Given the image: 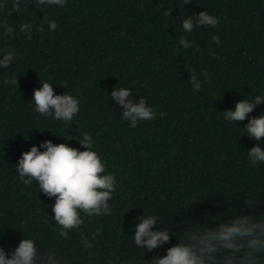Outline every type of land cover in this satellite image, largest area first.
<instances>
[{
  "label": "trees",
  "instance_id": "1",
  "mask_svg": "<svg viewBox=\"0 0 264 264\" xmlns=\"http://www.w3.org/2000/svg\"><path fill=\"white\" fill-rule=\"evenodd\" d=\"M12 3L0 0V58L9 48L18 53L0 69V245L7 252L24 230L68 264H150L178 239L173 235L171 244L144 253L133 237L141 215H158L163 223L156 227L177 233L215 227L239 214L264 218V163L251 166L247 155L257 143L264 148V141L244 129L251 117L264 114V104L239 123L224 119L239 100L264 96V0H67L64 8L21 0L22 11L8 15ZM201 11L219 17V26L184 32L183 19ZM44 16L57 23L55 31ZM4 22L15 28V39L3 36ZM25 23L33 26L31 39L20 31ZM181 35L193 46L182 48ZM213 35L219 44L209 45ZM191 69L202 81L200 92L189 80ZM13 76L19 85H6ZM40 79L52 82L56 94L80 100L72 122L35 111ZM117 87L130 88L134 102L144 97L156 119L131 128L111 97ZM85 132L107 171L116 174L118 188L110 201L113 214L86 220L65 242L52 217L55 198L39 192L35 181L25 186L16 165L24 151L46 140L83 151ZM96 229L93 246L83 249L81 240Z\"/></svg>",
  "mask_w": 264,
  "mask_h": 264
},
{
  "label": "clouds",
  "instance_id": "2",
  "mask_svg": "<svg viewBox=\"0 0 264 264\" xmlns=\"http://www.w3.org/2000/svg\"><path fill=\"white\" fill-rule=\"evenodd\" d=\"M192 0H184L188 5ZM21 0H13L12 8L8 15L22 11ZM38 6H53L64 8L67 0H35ZM5 8L0 4V10ZM170 13L166 12L165 15ZM49 25L51 31L58 27L55 21L42 19ZM220 18L201 11L195 19L188 16L183 19L184 32L191 33L194 28H217ZM3 36L15 39V28L7 22L2 24ZM33 26L31 23L20 25V31L32 38ZM43 27L38 25L36 31L43 32ZM219 44L220 37L213 35L209 45ZM179 44L187 49L193 42L181 35ZM210 55L215 57V50ZM18 53L14 48L7 49L0 58V69H7L17 58ZM189 80L195 92H200L202 81L195 69L190 70ZM207 81L211 77L207 71L201 73ZM6 85H19V77L13 76L5 79ZM42 87L34 90L33 102L35 111L42 116H52L55 120L72 122L80 111V100L72 94H56L52 82L41 81ZM63 87L67 88V81ZM132 90L126 87H117L111 93L117 104L123 109V119L129 121L131 128H136L141 121L155 120L156 112L149 106L144 97L138 102L129 99ZM259 104H264V96L257 95L253 100L241 99L235 103L233 110H225L224 119L239 123L249 118ZM246 134L257 142L264 141V114L253 116L244 128ZM85 150L72 147L67 143H53L52 140L43 141L40 145H33L30 150L24 151L16 165L20 181L25 186L36 182L39 192L48 198H55L51 205L54 213L53 220L58 225L59 236L67 242L70 233L81 229L86 220L91 223V218L111 216L113 214L110 201L117 191L118 182L114 172L107 171V165L102 156L93 150L95 143L92 135L85 132L80 139ZM45 149L41 151L40 149ZM249 163L255 166L264 163V148L257 143L247 151ZM252 204V203H251ZM139 223L135 225L134 243L137 248L153 252L166 244H171L173 235L177 236L178 243L170 246L166 254L154 256L150 264H262L261 255H264V218L253 215L239 214L224 219L215 227L188 229L177 233L163 223L160 216L155 214L141 215ZM171 219V217H169ZM9 253L0 245V264H68V261L55 248L45 249L38 245L37 240L25 235ZM100 234L96 229L92 238L84 237L81 240L83 249L91 248L92 240ZM107 264H114L108 260Z\"/></svg>",
  "mask_w": 264,
  "mask_h": 264
}]
</instances>
